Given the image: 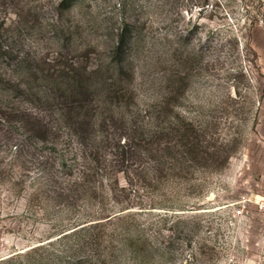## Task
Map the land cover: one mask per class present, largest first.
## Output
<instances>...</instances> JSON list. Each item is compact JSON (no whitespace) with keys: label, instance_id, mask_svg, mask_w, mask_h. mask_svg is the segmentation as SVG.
<instances>
[{"label":"rangeland","instance_id":"obj_1","mask_svg":"<svg viewBox=\"0 0 264 264\" xmlns=\"http://www.w3.org/2000/svg\"><path fill=\"white\" fill-rule=\"evenodd\" d=\"M60 2L29 0L28 22L3 32L30 56L35 95L57 97L53 81L60 74L67 85L73 78L90 83L97 120L103 112L108 119L103 129L97 126V140L112 143L122 128L112 114L129 120L130 131L154 127L159 115L168 121L167 110L193 124L200 154L168 173L156 170L155 158L126 162L118 177L127 190L119 191L118 204L100 186L119 159L114 147L100 152L97 169L93 156L79 158L84 149L73 118L46 144L22 127V116L0 117V175L6 177L0 181V257L57 238L80 220L97 222L107 209L131 214L143 227L144 264H264V220L256 207L264 194V0H70L67 8ZM0 9L1 18L7 10ZM124 18L138 28L117 53ZM81 97L67 93L52 110L11 92L1 103L58 127L54 110L63 106L76 115ZM15 144L22 149L16 159ZM61 159L70 170L59 167ZM70 171L86 181L74 185ZM15 178L23 179L20 185H13ZM39 178L45 185L32 199ZM61 190L69 193L66 200L57 196ZM120 205L129 208L118 212ZM100 231L108 238L112 227ZM64 242L55 248L69 260ZM104 252L97 240L96 264H109Z\"/></svg>","mask_w":264,"mask_h":264},{"label":"trees","instance_id":"obj_2","mask_svg":"<svg viewBox=\"0 0 264 264\" xmlns=\"http://www.w3.org/2000/svg\"><path fill=\"white\" fill-rule=\"evenodd\" d=\"M69 3L70 0H61L58 6L60 8L66 6L67 8ZM0 8H6L7 10L4 17L0 18V117L2 119L3 116L2 120L12 122L14 116H22L19 118L21 119L22 127L31 133L32 136L47 144L49 143V137H59L63 124L65 125L70 118H73L75 123L71 128L78 134L80 144L84 149L79 158L87 160L93 156L92 159L97 163V169H99L101 162L104 161L103 158L101 159L102 154L100 152L105 149V146L114 147V154L119 159L115 160L113 165V175H102L109 182L104 184L106 179H103L100 181V186L104 187V191L109 190L110 193L108 194H110L111 199H115L118 204L123 202L120 198L122 192L119 193V191L124 192L127 190L126 187H120L118 177L119 172H127L126 168H128V165H125L126 162L130 163V160H132L131 163H137L138 159H144L143 156L155 158L156 170L160 173H168L171 170L175 172L178 166L184 169L185 164L192 162V158H196L200 154L199 144L192 135L195 132L193 124L186 121L184 117L180 118L178 115L172 117L173 115L167 110L164 114H166L168 121H161V115H159L155 117L154 127L146 128L145 124L142 123L144 125L138 127L134 125L130 131L126 130L124 126L127 125L129 120H125L123 117H120L122 120L120 118L116 120L112 114L111 120L115 123L119 121L122 124L120 131H116V139H114L116 141L112 143L106 142L107 138L104 136L98 137L99 140H97L95 134L97 126L103 129L108 119L106 114H104L106 112H103L100 113L102 117L97 120L95 113L96 102L93 97L95 90L93 91L90 83L73 78L72 81L66 80L69 83L67 85L65 79L63 80L62 78L63 75L60 74L61 80L56 79V81H53L54 87L52 91L57 97H53L49 93H43V96L40 94V97L36 96L35 94H39V92H36L35 87L29 80L34 72L30 65V56L16 47V39L4 38L3 33L10 30L15 31L23 22H28L29 17L33 14V8L29 5V0H0ZM122 20L118 31L117 53L122 50L124 44L130 39L129 36L138 28L134 23L126 21L125 18ZM120 69L123 70L121 67ZM84 71L86 70L84 69ZM9 92L22 96L28 102H38L39 106L47 104L51 110L54 109L52 108L53 106H58L59 102L57 100L59 97L63 98L67 93L74 95L78 93L82 97L77 101V105H74L76 115L72 116L71 112L63 106H59L54 110L55 119L59 124L58 127H54L46 122L44 118L32 114L26 108L19 109L14 105L4 106L1 101H3L5 93ZM170 116L171 119L169 121ZM182 125H185V128ZM122 129H125V131H122ZM123 138H125L124 142H122ZM104 142L107 144L105 145ZM10 152L13 153L15 159L16 156L22 155V149H20L18 144H15L10 149ZM168 157L169 159H166ZM66 161L67 159H61L59 167L62 170L71 169ZM124 166L125 169H122ZM69 174L71 175L67 176L70 178L76 177L72 182L74 185H80L82 181H86V176L72 175L71 171ZM126 175L131 180L130 175ZM156 176L160 179L158 175ZM5 178V175H0V181H5ZM22 180L19 178L13 179V185H20ZM54 180H58L56 175ZM38 182L40 187L36 189L35 193H31L32 199L40 194L41 187L43 189L45 185V182L40 178ZM106 185H108V188L105 189ZM57 196L65 199L69 197V193H64L61 190ZM120 206L118 212L129 208L124 205ZM103 212L97 222L89 223L93 219L88 221H84L85 219L80 220L75 223L76 225L73 226L72 224L71 228L62 230L57 238L41 240L39 241L40 243L31 245L27 249L15 250L9 255L1 256L0 264H96L97 240L100 242L101 247L102 245L104 246V257L110 260L109 264H125L126 259L128 261L132 260L133 264L135 262L137 264L138 262L139 264L146 263L149 258L147 239L143 227L131 214L123 215L124 213H121L115 215L116 211L107 212V209H104ZM107 225L112 227V234L108 238L105 237L106 235L104 236L105 232L103 231L95 232L97 227H107ZM63 241H65V248L67 249L65 252L73 254L69 260H67L64 252H59L55 248V245Z\"/></svg>","mask_w":264,"mask_h":264},{"label":"built area","instance_id":"obj_3","mask_svg":"<svg viewBox=\"0 0 264 264\" xmlns=\"http://www.w3.org/2000/svg\"><path fill=\"white\" fill-rule=\"evenodd\" d=\"M256 207H257L260 215L262 216V218L264 220V194L262 196H260L259 199L256 200ZM237 212L242 213L243 210L238 209ZM263 229H264V223H263ZM262 260L264 261V256H263Z\"/></svg>","mask_w":264,"mask_h":264}]
</instances>
